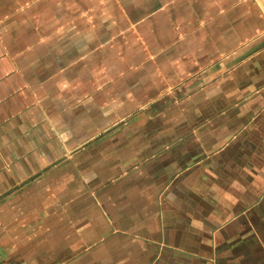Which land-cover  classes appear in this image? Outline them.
I'll use <instances>...</instances> for the list:
<instances>
[{
  "label": "crops",
  "instance_id": "crops-1",
  "mask_svg": "<svg viewBox=\"0 0 264 264\" xmlns=\"http://www.w3.org/2000/svg\"><path fill=\"white\" fill-rule=\"evenodd\" d=\"M263 224L264 0H0L14 256L262 264Z\"/></svg>",
  "mask_w": 264,
  "mask_h": 264
},
{
  "label": "rangeland",
  "instance_id": "rangeland-1",
  "mask_svg": "<svg viewBox=\"0 0 264 264\" xmlns=\"http://www.w3.org/2000/svg\"><path fill=\"white\" fill-rule=\"evenodd\" d=\"M257 228H258V231H261L264 235V224L258 225ZM9 248H10L9 245H5L3 241L2 242L0 241V264H32L30 249H25V247L23 246V248L17 252V255L19 253L22 256L18 255L16 257L14 256L15 253ZM260 248L261 249H259V253L261 252L263 254L264 253V241ZM11 251L13 253H11ZM262 260H263L262 264H264V255H262Z\"/></svg>",
  "mask_w": 264,
  "mask_h": 264
}]
</instances>
